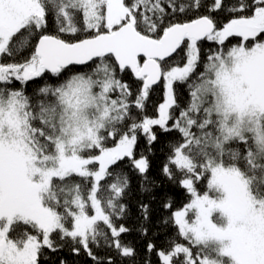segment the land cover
I'll return each mask as SVG.
<instances>
[{
	"label": "snow or ice",
	"instance_id": "obj_1",
	"mask_svg": "<svg viewBox=\"0 0 264 264\" xmlns=\"http://www.w3.org/2000/svg\"><path fill=\"white\" fill-rule=\"evenodd\" d=\"M160 133H176L161 172L190 202L162 203L176 238L147 253L264 264V0H0V264H141L125 200L130 173L157 186Z\"/></svg>",
	"mask_w": 264,
	"mask_h": 264
},
{
	"label": "trees",
	"instance_id": "obj_2",
	"mask_svg": "<svg viewBox=\"0 0 264 264\" xmlns=\"http://www.w3.org/2000/svg\"><path fill=\"white\" fill-rule=\"evenodd\" d=\"M181 2H185V0H181ZM205 2H210V0H205ZM204 8L200 9V12H205ZM193 15H195L193 13ZM191 18V17H185ZM223 19V17H221ZM54 30V28H53ZM240 37H230L228 41H226V47L237 45L240 42ZM250 43V42H249ZM207 45L204 46V50L207 49ZM199 70V69H198ZM124 80L135 86L136 81L133 80L132 76L128 73L124 74ZM41 83V81L36 80L29 82L27 86V91L29 93L33 92V90ZM165 93V89L162 84L153 88V91L150 96V103L148 106V114L155 115V106L158 103L163 102V96ZM176 94L178 103L183 104L187 100V91L182 85H176ZM176 139V133H160L159 139L156 144L153 145V152L150 156L151 160V170L150 176L156 182V187H154L151 192H142L140 189V181L139 177L131 174V187L127 193L125 203L128 206L129 213L124 221L126 226L132 229L129 233L125 235V239L129 241L132 246L135 247L138 253L137 260L141 262L148 258L152 261V264H157L156 256L154 254L149 255L146 250V245L149 242L154 243L157 248H166L168 246V242L171 239L176 238V229L172 224H164L163 220L165 217L169 215V211L165 210L162 207V203L166 199H171L173 203V209H178L182 205L190 202L189 194L180 187L174 181L168 180L161 172V167L165 162V157L169 152L168 145L174 142ZM109 146H111L109 144ZM145 144L143 139L140 140L137 151L144 149ZM128 166L125 165L124 171H128ZM207 178H202L201 180L196 182L197 190L201 193L207 191ZM141 203H148L150 207V217L147 222L143 221V218L140 216L139 205ZM141 224H144V227L148 229L147 235H142L140 231L137 229ZM62 255L65 259L69 261V264H91L89 258L83 253L80 256H72L68 252H62Z\"/></svg>",
	"mask_w": 264,
	"mask_h": 264
},
{
	"label": "rangeland",
	"instance_id": "obj_3",
	"mask_svg": "<svg viewBox=\"0 0 264 264\" xmlns=\"http://www.w3.org/2000/svg\"><path fill=\"white\" fill-rule=\"evenodd\" d=\"M189 215L191 216V213ZM193 219H194V217H193Z\"/></svg>",
	"mask_w": 264,
	"mask_h": 264
},
{
	"label": "water",
	"instance_id": "obj_4",
	"mask_svg": "<svg viewBox=\"0 0 264 264\" xmlns=\"http://www.w3.org/2000/svg\"><path fill=\"white\" fill-rule=\"evenodd\" d=\"M159 85V84H158ZM158 85H156V86H158ZM156 86H154V87H156Z\"/></svg>",
	"mask_w": 264,
	"mask_h": 264
}]
</instances>
